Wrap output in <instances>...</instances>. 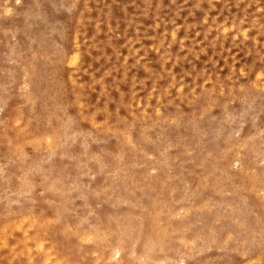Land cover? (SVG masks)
Masks as SVG:
<instances>
[{
  "label": "rangeland",
  "instance_id": "obj_1",
  "mask_svg": "<svg viewBox=\"0 0 264 264\" xmlns=\"http://www.w3.org/2000/svg\"><path fill=\"white\" fill-rule=\"evenodd\" d=\"M116 249L264 264V0H0V264Z\"/></svg>",
  "mask_w": 264,
  "mask_h": 264
},
{
  "label": "bare ground",
  "instance_id": "obj_2",
  "mask_svg": "<svg viewBox=\"0 0 264 264\" xmlns=\"http://www.w3.org/2000/svg\"><path fill=\"white\" fill-rule=\"evenodd\" d=\"M6 8H7V7H6ZM8 11H9V10H8ZM242 34H243V33H242ZM76 50H77V49H76ZM76 52H78V51H76ZM72 53H73V52H72ZM75 54H76V55H75V56H72V57H71L72 59L70 60L72 64H76L77 59L79 58V56L77 55V53H75ZM71 55H72V54H71ZM73 55H74V54H73ZM69 56H70V55H69ZM69 56H68V58H69ZM23 83H24V82H23ZM47 143H48V142H47ZM25 218H26V217H25ZM30 219H31V218H30ZM26 220H28V219H26ZM21 221H22V220H21ZM21 221H20V222H21ZM27 222H28V221H27ZM21 223H22V222H21ZM22 224H24V223H22ZM28 224H29V225H28ZM28 224H27V226H30V225H32V224H34V223L31 224V221H30V223H28ZM41 224H42V223H41ZM34 225H35V224H34ZM17 226H18V225H17ZM17 226H16V227H17ZM32 226H33V225H32ZM2 227H3V226H2ZM14 228H15V227H14ZM29 229H30V227H29ZM29 229H26V230H29ZM66 230H67V229H66ZM70 235H71V234H70ZM89 235H91V233L88 234L87 236H89ZM22 236H23V235H22ZM95 237H96V236H94L93 239H94ZM26 239H27V241H29V239H30L29 236H28ZM84 239H85V238H84ZM31 240H33V238H32ZM35 240H36V238H35ZM35 240H34V241H35ZM37 240H39V239H37ZM81 240H82V239H81ZM89 240H91V242H92V238L89 239ZM87 241H88V240H87ZM35 242H37V241H35ZM39 242H41V240H40ZM39 242H37L38 245L35 243L36 245H34V247L36 248V246H38L37 248H39V251L41 252L40 249L42 248V244L39 243ZM88 242H89V241H88ZM42 243H44V241H42ZM86 243H87V242H86ZM44 244H45V243H44ZM48 244H49V243H48ZM52 244H53V243H52ZM50 245H51V244H50ZM34 247H33V248H34ZM51 247H52V245H51ZM37 248H36V249H37ZM113 248H114V247H113ZM113 248H112V250H113ZM115 248H116V246H115ZM118 248H119V246H118ZM28 249H31V248L28 247ZM36 249H35V250H36ZM35 250H34V251H35ZM104 250H105V249H104ZM116 250H117L116 252L114 251V252H115V255H114V256H115V259H116V260L113 262V264H114V263H115V264H119V263H120V259H121V251H122V250H121V251L118 250V249H116ZM11 251H12V250H11ZM28 251H29V250H27V252H28ZM42 251H44V250H42ZM46 251H48V250L45 249V253H46ZM49 251H50V248H49ZM49 251H48V252H49ZM18 252H19V251H18ZM48 252H47V254H48ZM52 252H54V251H52ZM110 252H111V250H110ZM15 253H16V252H15ZM12 254H13V252H12ZM27 254H28V253H27ZM29 254H30V252H29ZM29 254H28L27 256H29ZM13 255H14V254H13ZM44 255H45V254H44ZM58 255H59V254H58ZM107 255H108V254H107ZM50 256H53V254L48 256L49 259H48L47 257H45V261L43 262V264H44V263H45V264H71V263H73V264H79L78 262H71V261H70L71 263L66 262V261H67V258H65V259H61V260L56 259V260L53 261L52 258L50 259ZM67 256H68V254L66 255V257H67ZM24 257H25V256H24ZM94 257H95V256H94ZM43 258H44V257H43ZM27 259H28V258H27ZM31 260H32V258L29 259V261H31ZM27 261H28V260H27ZM110 261H111V260H110ZM31 263H32V262H31ZM29 264H30V263H29ZM143 264H145V263H143Z\"/></svg>",
  "mask_w": 264,
  "mask_h": 264
}]
</instances>
